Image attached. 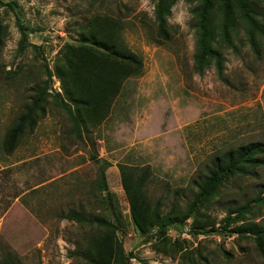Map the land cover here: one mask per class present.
<instances>
[{"label": "rangeland", "instance_id": "1", "mask_svg": "<svg viewBox=\"0 0 264 264\" xmlns=\"http://www.w3.org/2000/svg\"><path fill=\"white\" fill-rule=\"evenodd\" d=\"M158 7L168 11L166 40ZM257 27L264 0H0V261L88 264L110 237L113 264H264V153L163 234L136 229L121 184V167L149 169L150 205L180 218L216 157L264 143ZM92 34L140 62L128 76L115 67L112 91L73 89L67 46L95 49ZM209 51L221 56L220 74ZM30 108L33 125L8 151L10 129ZM69 211L98 222L68 221Z\"/></svg>", "mask_w": 264, "mask_h": 264}, {"label": "trees", "instance_id": "2", "mask_svg": "<svg viewBox=\"0 0 264 264\" xmlns=\"http://www.w3.org/2000/svg\"><path fill=\"white\" fill-rule=\"evenodd\" d=\"M165 10L158 7L155 14V20L158 27V37L162 40L168 39L164 30L165 16L168 14V11ZM257 31L258 34L264 38L263 28L257 27ZM94 38H96V36L92 34L90 36V41H93V43L96 44L95 49H90L84 46L80 48L67 46L71 55L67 59L66 63L72 76L73 89H76V91H80L82 87H85L90 91L94 89L106 91L105 89H108L110 85V74L114 72L115 67L124 69L125 73H127L126 76H128L130 75L129 72L132 67L140 65V62L136 56L131 53L129 48L119 45L117 42L111 40V38H105L104 40H100V42L93 40ZM26 39V34L22 32V40L25 41ZM250 44L252 48H257V44L253 40H250ZM209 54L214 56L218 68L217 72L220 74V54L215 51H209ZM81 59H83V61H81ZM84 79H87V83L83 82ZM105 79H109L107 83L105 82L106 84L103 82ZM111 88L108 89V91H112ZM44 94L46 93L43 92V95ZM66 95L74 104L89 106V102L87 99L85 100L84 95H79L78 100H74L70 92H66ZM88 99L91 101V98ZM40 101H42V99L35 100L33 108L38 107ZM62 107L67 112L69 119L74 123L77 131L79 132V122L77 119L78 113L74 112L71 106L65 103L63 99ZM33 108L28 109L27 113L21 116L18 119L17 124L10 129L6 140L8 151H11L14 148L24 128L27 125H33L32 117L35 112ZM263 153L264 143L252 142L246 144L245 146L237 147L235 150L226 152L221 157H216L211 162L204 179H201L197 184V187L203 186V188L201 187L200 191L195 196L193 203L189 206L183 216L173 219H170L168 216L160 215L158 211L159 206H151L146 197L143 188L150 176L149 169H140L139 171L129 167H121L122 189L128 201L129 212L134 226L141 232L146 229L157 228L158 232L163 234L168 224L182 222L193 215L197 204L202 198L210 195L217 188V186L227 178L238 172H243L246 163L253 164L255 166L263 164V161L255 158ZM64 218L68 221H74L76 223L98 222L96 220H87L83 215L75 211H69ZM96 246L97 248L94 251V257L92 258L91 253L86 256L87 263L113 264L114 257L117 256L116 241L113 243V239L107 237L104 242ZM0 264L18 263L11 256H4L1 259Z\"/></svg>", "mask_w": 264, "mask_h": 264}]
</instances>
